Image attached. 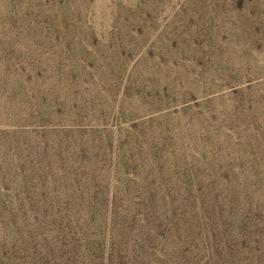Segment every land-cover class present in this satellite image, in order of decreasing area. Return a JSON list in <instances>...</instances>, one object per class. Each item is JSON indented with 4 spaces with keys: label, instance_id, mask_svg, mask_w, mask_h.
<instances>
[{
    "label": "rangeland",
    "instance_id": "rangeland-1",
    "mask_svg": "<svg viewBox=\"0 0 264 264\" xmlns=\"http://www.w3.org/2000/svg\"><path fill=\"white\" fill-rule=\"evenodd\" d=\"M0 264H264V0H0Z\"/></svg>",
    "mask_w": 264,
    "mask_h": 264
}]
</instances>
